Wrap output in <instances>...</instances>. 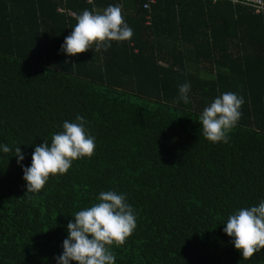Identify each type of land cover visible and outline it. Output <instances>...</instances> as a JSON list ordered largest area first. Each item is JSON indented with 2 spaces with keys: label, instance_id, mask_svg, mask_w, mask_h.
Listing matches in <instances>:
<instances>
[{
  "label": "trees",
  "instance_id": "trees-1",
  "mask_svg": "<svg viewBox=\"0 0 264 264\" xmlns=\"http://www.w3.org/2000/svg\"><path fill=\"white\" fill-rule=\"evenodd\" d=\"M147 1L0 0V144L24 155L0 151V264H57L73 215L108 190L126 195L137 222L112 246L116 264H264V249L244 260L224 232L264 200V13L227 0H156L148 11ZM109 5L131 40L68 56L74 17ZM229 91L243 96L242 116L228 143H212L199 117ZM77 116L94 155L27 192L35 147Z\"/></svg>",
  "mask_w": 264,
  "mask_h": 264
},
{
  "label": "clouds",
  "instance_id": "clouds-1",
  "mask_svg": "<svg viewBox=\"0 0 264 264\" xmlns=\"http://www.w3.org/2000/svg\"><path fill=\"white\" fill-rule=\"evenodd\" d=\"M74 19L76 24L61 46L68 56L82 54L93 49V45L96 52L107 51L111 42L131 40L134 34L120 5L99 11L85 9ZM190 87L187 82L179 85V99L185 104L189 103ZM244 103L243 96L231 91L212 100L199 117L202 135L212 143H228L229 133L241 119ZM86 123L81 116L76 117V122L66 120L63 130L52 135L50 145L44 141L35 147L31 166L23 168L27 192H40L50 175L66 174L74 160L94 155L95 137L88 133ZM0 151L13 153L18 163L24 159L19 146L0 144ZM97 200L73 215L75 222L67 225L68 237L63 241L57 264H116L111 248L122 246L136 229V214L123 193L103 191ZM225 225L224 232L234 237V246L243 259H250L264 249V200L257 206L237 210Z\"/></svg>",
  "mask_w": 264,
  "mask_h": 264
},
{
  "label": "built area",
  "instance_id": "built-area-1",
  "mask_svg": "<svg viewBox=\"0 0 264 264\" xmlns=\"http://www.w3.org/2000/svg\"><path fill=\"white\" fill-rule=\"evenodd\" d=\"M93 0H91L92 2ZM217 2L219 0H212ZM231 3L241 4L250 7L255 13H264V0H227ZM88 3H91L90 0H87ZM156 3V0H148L143 4V9L150 11L153 4ZM73 15L72 13H70ZM147 22H150V16H147Z\"/></svg>",
  "mask_w": 264,
  "mask_h": 264
},
{
  "label": "crops",
  "instance_id": "crops-1",
  "mask_svg": "<svg viewBox=\"0 0 264 264\" xmlns=\"http://www.w3.org/2000/svg\"><path fill=\"white\" fill-rule=\"evenodd\" d=\"M128 3H126L125 5H127ZM161 19H163L162 17L161 18H159L158 20H161Z\"/></svg>",
  "mask_w": 264,
  "mask_h": 264
}]
</instances>
